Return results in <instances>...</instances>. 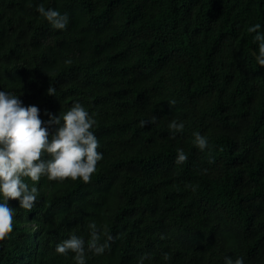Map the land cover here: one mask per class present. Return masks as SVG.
I'll list each match as a JSON object with an SVG mask.
<instances>
[{
    "label": "trees",
    "instance_id": "obj_1",
    "mask_svg": "<svg viewBox=\"0 0 264 264\" xmlns=\"http://www.w3.org/2000/svg\"><path fill=\"white\" fill-rule=\"evenodd\" d=\"M37 4L66 13L67 28L53 30ZM255 23L264 31V0H0V90L38 106L42 119L80 102L103 152L90 182L42 177L30 211L9 200L13 232L0 240V264H74L55 246L71 233L87 240L90 222L113 240L87 264H137L144 254L145 264H223L225 255L264 264ZM171 120L184 124L175 139ZM194 132L208 149L193 145Z\"/></svg>",
    "mask_w": 264,
    "mask_h": 264
},
{
    "label": "clouds",
    "instance_id": "obj_2",
    "mask_svg": "<svg viewBox=\"0 0 264 264\" xmlns=\"http://www.w3.org/2000/svg\"><path fill=\"white\" fill-rule=\"evenodd\" d=\"M36 12L48 22L53 30H65L69 16L43 4L35 6ZM259 23L247 28L254 33L253 42L257 50L253 53L256 65L264 67V31ZM71 63V61H66ZM55 88L47 89L48 95H56ZM172 106L176 102L170 100ZM41 118V109L36 105L23 104L18 94L0 90V240L13 232L14 208L9 207L10 199H17L19 208L31 210L36 204L40 192L36 184L41 178L48 181L63 182L81 180L91 181L97 164L103 159V152L98 151L99 141L92 129L96 125L94 113H90L83 104L74 102L71 107L59 114L45 109ZM155 123V117L141 119L139 127ZM55 126L54 131L50 129ZM171 139L184 130L183 122L171 120L168 123ZM193 145L201 152L209 147L208 139L199 132L193 133ZM188 154L182 149L176 150L175 164L183 165ZM211 163V161H209ZM31 181V185L27 182ZM195 190V189H193ZM88 239L74 233L61 240L55 246V253H72L74 264H87L89 253L103 255L110 247L112 235L105 226L90 222L87 225ZM150 260L148 254L140 256L137 264ZM163 260L168 261L167 253ZM223 264H245L244 258L225 255Z\"/></svg>",
    "mask_w": 264,
    "mask_h": 264
}]
</instances>
